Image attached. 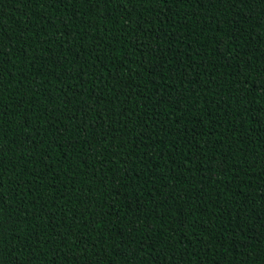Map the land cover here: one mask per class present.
<instances>
[{
	"label": "trees",
	"instance_id": "obj_1",
	"mask_svg": "<svg viewBox=\"0 0 264 264\" xmlns=\"http://www.w3.org/2000/svg\"><path fill=\"white\" fill-rule=\"evenodd\" d=\"M0 264H264V0H0Z\"/></svg>",
	"mask_w": 264,
	"mask_h": 264
}]
</instances>
